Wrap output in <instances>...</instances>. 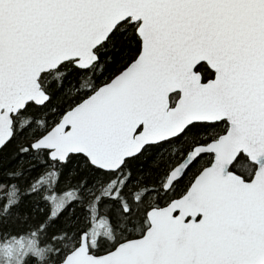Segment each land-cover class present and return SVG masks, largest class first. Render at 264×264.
Returning a JSON list of instances; mask_svg holds the SVG:
<instances>
[{"label":"snow or ice","instance_id":"obj_1","mask_svg":"<svg viewBox=\"0 0 264 264\" xmlns=\"http://www.w3.org/2000/svg\"><path fill=\"white\" fill-rule=\"evenodd\" d=\"M0 264H264V0H0Z\"/></svg>","mask_w":264,"mask_h":264}]
</instances>
